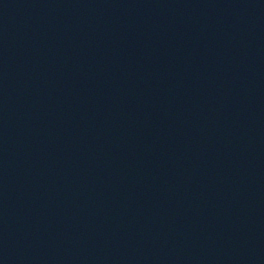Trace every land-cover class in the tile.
<instances>
[{
    "label": "water",
    "instance_id": "1",
    "mask_svg": "<svg viewBox=\"0 0 264 264\" xmlns=\"http://www.w3.org/2000/svg\"><path fill=\"white\" fill-rule=\"evenodd\" d=\"M0 264H264V0H0Z\"/></svg>",
    "mask_w": 264,
    "mask_h": 264
}]
</instances>
